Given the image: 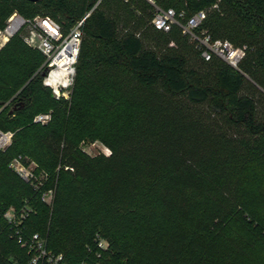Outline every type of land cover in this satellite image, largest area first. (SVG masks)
Segmentation results:
<instances>
[{
	"label": "trees",
	"instance_id": "16d2710c",
	"mask_svg": "<svg viewBox=\"0 0 264 264\" xmlns=\"http://www.w3.org/2000/svg\"><path fill=\"white\" fill-rule=\"evenodd\" d=\"M154 2L181 22L204 10L197 32L245 48L238 68L206 60L177 24L157 29L149 0H0V30L14 11L65 35L85 18L68 99L44 84L28 27L0 48V128L14 132L0 212L27 200L24 234L68 264H264V0ZM44 109L51 119L34 122ZM83 139L109 154L82 151ZM24 156L51 176V204L10 167ZM0 226V264H27Z\"/></svg>",
	"mask_w": 264,
	"mask_h": 264
},
{
	"label": "built area",
	"instance_id": "2783aa9c",
	"mask_svg": "<svg viewBox=\"0 0 264 264\" xmlns=\"http://www.w3.org/2000/svg\"><path fill=\"white\" fill-rule=\"evenodd\" d=\"M149 1L155 7L153 23L157 29L169 31L174 24H177L184 33L198 43L201 54L206 60L211 59L212 55H217L233 67L238 68L239 62L245 56V48L235 47L228 40H213L211 35L205 31L197 32L206 18L204 10L196 12L181 22L178 20V16L184 17V12L177 14L173 8L163 9L156 5L154 0ZM84 21L85 18L77 21L65 35L61 25L50 16L36 15L32 18H25L19 12L14 11L7 19L5 28L0 30V48L18 31L28 27L27 43L38 48L46 57L44 84L52 89L56 98L68 99L74 85ZM50 119L51 113H41L35 116L34 122L47 123ZM13 137V131L0 128V150H4L10 145ZM10 167L40 193L43 202L52 203L54 187L47 186L51 178L48 173L38 174L35 168L24 164L20 157L15 158ZM65 168L73 170L69 166ZM32 210L26 200L21 209L11 206L6 211L0 212V220L2 219L5 225L10 227L18 242L27 247L28 252L31 253L27 264H68L63 253H55L47 248L45 239L40 234L35 233L30 237L24 234L25 222ZM98 238V246L102 251H105L107 242L101 237Z\"/></svg>",
	"mask_w": 264,
	"mask_h": 264
},
{
	"label": "rangeland",
	"instance_id": "374dc122",
	"mask_svg": "<svg viewBox=\"0 0 264 264\" xmlns=\"http://www.w3.org/2000/svg\"><path fill=\"white\" fill-rule=\"evenodd\" d=\"M37 113L38 114H41V113H47V112L44 109V110L38 111ZM80 148L82 149V151L84 150L85 152H87V153H89L91 155H95V154H97L99 152L109 153L108 147L101 140H99V139H96L94 141L87 140V139H83L80 142ZM21 161L24 164H27L30 167L37 169V171H39L40 174H43L45 172L42 169L43 167L41 165H39L38 162L32 160L29 156L22 157L21 158ZM253 210L257 213V212H259L260 209L254 208ZM249 214H250L249 212H245L244 216H246L247 219H249L250 218V215Z\"/></svg>",
	"mask_w": 264,
	"mask_h": 264
},
{
	"label": "water",
	"instance_id": "95a60500",
	"mask_svg": "<svg viewBox=\"0 0 264 264\" xmlns=\"http://www.w3.org/2000/svg\"><path fill=\"white\" fill-rule=\"evenodd\" d=\"M29 1H33V2H37V1H40V0H29ZM46 74V72H43V76Z\"/></svg>",
	"mask_w": 264,
	"mask_h": 264
}]
</instances>
